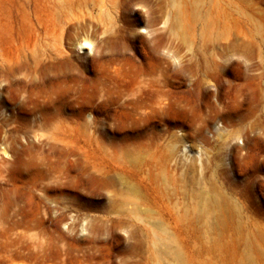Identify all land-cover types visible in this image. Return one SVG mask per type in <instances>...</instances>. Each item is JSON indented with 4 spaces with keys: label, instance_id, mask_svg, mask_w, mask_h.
<instances>
[{
    "label": "rangeland",
    "instance_id": "obj_1",
    "mask_svg": "<svg viewBox=\"0 0 264 264\" xmlns=\"http://www.w3.org/2000/svg\"><path fill=\"white\" fill-rule=\"evenodd\" d=\"M22 53L53 122L6 105L0 158L19 126L53 183L11 217L32 169L0 178V264H264V0H0Z\"/></svg>",
    "mask_w": 264,
    "mask_h": 264
},
{
    "label": "bare ground",
    "instance_id": "obj_2",
    "mask_svg": "<svg viewBox=\"0 0 264 264\" xmlns=\"http://www.w3.org/2000/svg\"><path fill=\"white\" fill-rule=\"evenodd\" d=\"M90 46L88 41L80 44L81 49H87ZM0 77L2 81H6L3 87H0V113L6 105H10L11 109L15 105H19L17 112L10 110V115L6 116L2 124L6 127L13 124H21L25 122L27 117L33 116L37 119V113H39L40 106H43L44 118L50 122H53V98L41 97L34 92L38 86H40L41 74L36 67L27 65V55L15 54V55H1L0 56ZM22 86L13 90L12 87ZM152 87V83L142 82L138 85V88L133 91L129 104L133 107V112L138 116L144 115L148 111H154L155 108L161 107L163 102L159 100L153 103H148L145 97L148 93V89ZM27 89L32 91L28 93ZM19 110V111H18ZM21 112V114H20ZM9 113V111L7 112ZM23 117V118H22ZM19 126H14L7 133L9 134L12 142L9 147L3 149L4 156L0 158V178H4L6 173L10 171V168L18 163L28 165L32 169L33 183L30 188L22 191L19 201L11 202L14 209L12 210L11 217H17L29 203L36 202L38 206L43 207L45 197L42 194L46 189L48 183H53V161L39 160L36 158L27 159L25 147H17L20 140ZM11 134V135H10ZM49 140L52 141L53 147V132L49 136ZM8 141H4L0 137V143L4 144ZM21 142V141H20ZM6 156L8 158H6ZM47 158V157H46ZM2 184L0 183V187ZM174 256L179 260L181 257L178 251H174ZM176 259V260H177ZM181 260V259H180Z\"/></svg>",
    "mask_w": 264,
    "mask_h": 264
}]
</instances>
